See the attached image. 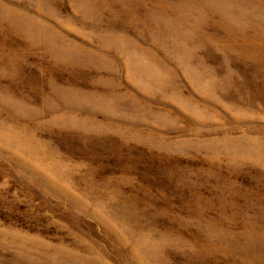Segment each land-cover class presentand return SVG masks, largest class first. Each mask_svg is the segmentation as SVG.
Listing matches in <instances>:
<instances>
[{
	"label": "rangeland",
	"instance_id": "1",
	"mask_svg": "<svg viewBox=\"0 0 264 264\" xmlns=\"http://www.w3.org/2000/svg\"><path fill=\"white\" fill-rule=\"evenodd\" d=\"M0 264H264V0H0Z\"/></svg>",
	"mask_w": 264,
	"mask_h": 264
}]
</instances>
